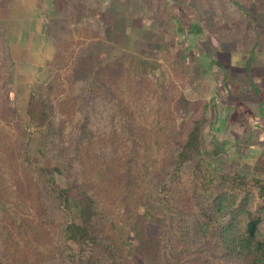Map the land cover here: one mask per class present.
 Segmentation results:
<instances>
[{
    "label": "rangeland",
    "instance_id": "obj_1",
    "mask_svg": "<svg viewBox=\"0 0 264 264\" xmlns=\"http://www.w3.org/2000/svg\"><path fill=\"white\" fill-rule=\"evenodd\" d=\"M42 5L47 9L39 12L41 38L32 40L34 50L41 45V52L25 58L20 43L12 37L11 55L8 41L0 34V211L9 208L25 216L39 229L36 236L33 233L38 240L47 242L44 237L48 235L53 238L58 219L47 222L41 206L36 207L30 198L23 186L21 156L26 150L33 162L52 167L60 165L65 151L56 139L50 141L46 129L28 122L29 91L39 90L55 113L56 104L77 100L72 86L77 57L89 49H95L106 66L105 73L117 70L122 78L140 79L131 80L140 86V101L169 104L174 121L166 151L181 147L199 120V147L217 171L234 169L264 179V156L255 151L264 145L260 139L264 131V0H47ZM27 34H22L24 41ZM161 85L166 87L163 101L158 96ZM174 101L178 102L176 111ZM99 103L94 102L89 113V129L95 135L107 130L104 124L109 116ZM138 113L144 131L152 134L154 126L148 121L153 120V113ZM60 120L57 113L51 135L58 140ZM109 131L115 132V125ZM223 140L232 142L229 150L239 148L243 155L228 158L224 152L214 153ZM119 150L107 149L111 156ZM108 157L102 156L98 163L107 162ZM54 178L58 187L71 180L64 172H56ZM112 191L109 197L117 200ZM69 196L71 217L79 222L74 188ZM119 206L115 211L125 219ZM262 216L259 239L264 241V212ZM5 218L1 225L11 229L8 215ZM163 219L158 206L146 211L142 204L136 205L126 243L119 244L108 231L104 238L117 247L125 264H145L147 259L161 263L162 246L175 259L174 264H214L216 258L211 261L210 253L220 255L221 262L253 264L250 259L232 258L222 241L188 237L192 241L188 244L174 234L161 241ZM28 253L22 243L15 248L0 243V259L6 264L12 255L18 259L16 264L26 262ZM197 256L201 258L195 260Z\"/></svg>",
    "mask_w": 264,
    "mask_h": 264
},
{
    "label": "trees",
    "instance_id": "obj_2",
    "mask_svg": "<svg viewBox=\"0 0 264 264\" xmlns=\"http://www.w3.org/2000/svg\"><path fill=\"white\" fill-rule=\"evenodd\" d=\"M77 61L72 81L77 100L56 104L55 113L49 100L32 88L26 107L28 122L46 129L50 141L56 139L65 151L60 165L52 167L33 162L26 150L21 156L26 181L23 186L28 189L30 198L36 207L41 206L47 222L58 219L53 238L48 235L44 237L47 242L38 240L35 236L39 229L25 216L6 208L0 211V220L8 215L11 229L0 223V243L13 248L22 243L29 253L27 261L21 264H125L117 247L105 240L104 231L124 245L136 205L142 204L146 211L156 205L164 215L161 241L168 238L167 234L178 235L188 244L192 243L188 237L222 241L232 258L264 264V241L259 239L264 179L234 169L217 171L199 147V120L189 130L181 147L172 146L166 151L174 121L169 104L162 102L159 106L153 100L140 101V86L131 81L140 79L122 78L117 70L105 73L106 66L99 61L95 49L80 54ZM165 88L158 87L161 101ZM94 102H100L99 107L109 112L107 125L104 124L107 130L97 135L89 129V113ZM172 104L176 111L178 102ZM145 110L154 116L148 121L154 126L152 134L144 131L146 126L140 121L138 112ZM57 113L61 119L59 140L51 135L56 130ZM154 123L158 124L157 128ZM114 125L116 131L111 133L109 129ZM263 134L262 130V140ZM231 146L232 142L223 140L213 151L224 152L228 158L237 153L243 155L239 148L229 150ZM113 147L120 150L111 156L113 153L107 149L113 151ZM255 151L264 156V145ZM102 156L109 157L100 164L98 159L102 160ZM56 172L66 173L70 184L58 187L54 178ZM71 188L78 194L79 222L70 213ZM109 190H113L117 200L109 197ZM3 202L11 205L10 201ZM119 205L124 209L125 219L115 211ZM219 256L210 253L209 258L211 261L216 258L214 264H242L221 262ZM200 258L197 256L195 260ZM11 260L16 264L18 259L12 255L8 264ZM161 261L156 264H174L175 261L163 246ZM144 263L155 262L147 259ZM0 264L6 263L0 259Z\"/></svg>",
    "mask_w": 264,
    "mask_h": 264
},
{
    "label": "crops",
    "instance_id": "obj_3",
    "mask_svg": "<svg viewBox=\"0 0 264 264\" xmlns=\"http://www.w3.org/2000/svg\"><path fill=\"white\" fill-rule=\"evenodd\" d=\"M46 2L47 0L0 1V34L4 35V41H8L11 55L14 45L12 37H15V42L20 43L18 46L24 52L25 58L29 54L41 52V45L34 50L32 40L41 38L43 21L39 12L45 10L46 6L43 7L42 4ZM24 33H28L25 41L22 37Z\"/></svg>",
    "mask_w": 264,
    "mask_h": 264
}]
</instances>
